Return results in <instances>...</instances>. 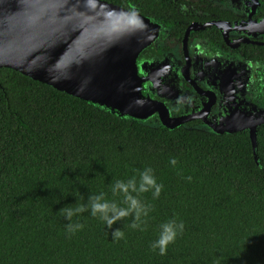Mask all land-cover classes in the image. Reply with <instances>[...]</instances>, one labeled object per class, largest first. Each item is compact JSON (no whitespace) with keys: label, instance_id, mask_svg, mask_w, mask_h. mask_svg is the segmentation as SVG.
<instances>
[{"label":"trees","instance_id":"obj_1","mask_svg":"<svg viewBox=\"0 0 264 264\" xmlns=\"http://www.w3.org/2000/svg\"><path fill=\"white\" fill-rule=\"evenodd\" d=\"M99 1L164 24L176 37L195 20L181 9L195 5L189 0ZM259 2L256 17L264 18ZM204 4L203 18H236ZM243 52L264 63V45L246 44ZM144 56L137 62L153 58ZM153 116H122L0 66V264H264V123L253 143L247 129L216 132L194 120L169 128ZM145 168L163 190L157 199L141 197L153 206L144 231L128 227L131 217L109 229L90 212L73 217L82 230L67 231L59 211L76 204V194L84 204L101 192L111 200L115 180ZM173 219L184 230L162 256L151 244ZM116 228L124 239L113 240Z\"/></svg>","mask_w":264,"mask_h":264},{"label":"water","instance_id":"obj_2","mask_svg":"<svg viewBox=\"0 0 264 264\" xmlns=\"http://www.w3.org/2000/svg\"><path fill=\"white\" fill-rule=\"evenodd\" d=\"M149 27L138 14L99 0H0V66L122 116L143 120L156 114L173 128L192 117L169 116L160 100L148 96L157 94L160 76L157 61L137 62L153 36ZM145 64L152 68L148 74ZM261 123L264 118L242 117L236 125L212 130L247 129L254 143Z\"/></svg>","mask_w":264,"mask_h":264},{"label":"flooded vegetation","instance_id":"obj_3","mask_svg":"<svg viewBox=\"0 0 264 264\" xmlns=\"http://www.w3.org/2000/svg\"><path fill=\"white\" fill-rule=\"evenodd\" d=\"M189 1L195 5L183 3L184 8L181 9L192 13L195 20L184 26L181 37L174 36V32L168 31L164 24H159L151 18H144L148 21L153 36L148 37L150 43L142 50L145 55L142 60L153 57L152 60L158 62L160 76L164 77V80L161 79V83H157V95L160 102L168 108L169 114L176 117L184 111V105L189 104L191 109L186 114L192 118L184 122L183 126L194 120L196 122L194 126L207 128L202 119L215 114L218 105L225 103L223 99H231L235 103L244 99L255 106L264 103V63L250 60L243 52L246 44L264 45V33L249 35L247 26H236L248 19L260 23L264 18L256 17L260 14V0L248 16L243 7L244 3L240 1L239 6H233L228 0ZM204 2L217 6L220 11L228 10L236 18L231 21L203 18L204 15L201 13L204 10L201 7L205 6ZM211 28L214 29L211 32L213 39L206 35L208 34L206 30ZM227 64H231L233 68L243 67L246 70L241 80V89L236 91L233 97L221 86V73L227 68ZM144 66L147 72L150 69L147 68L149 65ZM198 71H202L203 75L198 76ZM174 80L178 92L173 94L165 87L158 88L164 84L169 86ZM216 89L227 94L216 95L214 93ZM144 93L145 95L149 93V87L146 86ZM233 110H237L235 105ZM225 114L231 115L228 112Z\"/></svg>","mask_w":264,"mask_h":264},{"label":"clouds","instance_id":"obj_4","mask_svg":"<svg viewBox=\"0 0 264 264\" xmlns=\"http://www.w3.org/2000/svg\"><path fill=\"white\" fill-rule=\"evenodd\" d=\"M177 161L171 160V164L175 165ZM191 180V177H188ZM163 190V184L158 183L152 168H145L127 180H115L110 187L113 199L109 200L107 194L101 192L99 194L89 195L87 203H80V195L76 204H70L60 209L59 213L64 219L69 221L66 225L67 231L74 234L76 231L82 230L84 225L80 223H72L73 217L90 212V215L102 221L107 228L112 229L115 224L131 217L132 222L128 227L131 229L145 230L147 217L153 210V206L146 203L141 197L145 193H152L153 199L159 198ZM120 197L119 200L115 199ZM184 230L183 222L177 223L175 219L169 220L160 225V233L158 238L151 244L153 252L158 250L160 255H167L169 245L174 244L178 235ZM114 241L125 238V233L121 228L112 231Z\"/></svg>","mask_w":264,"mask_h":264},{"label":"rangeland","instance_id":"obj_5","mask_svg":"<svg viewBox=\"0 0 264 264\" xmlns=\"http://www.w3.org/2000/svg\"><path fill=\"white\" fill-rule=\"evenodd\" d=\"M228 1L231 2L233 6H239L238 4L239 1L243 2L244 3L243 7L246 9V15L248 16L250 14V11L254 7H256L258 0H228ZM241 25H245L248 27L249 30L247 32L249 33V35H256L257 32L264 33V21L257 23L254 20L248 19L246 21L241 22L240 24H237L236 26H241ZM226 67L227 68H225V70L221 73V80H222L221 86L224 90L228 91L231 94V97H233V94L236 91H240L241 89V83H242L241 80H243V77L246 74V70L243 69V67L233 68L231 67V64H227ZM151 70L152 68L147 71V74L150 73ZM155 70H157V72H160L158 66L155 67ZM202 75H203V72L198 71V76H202ZM161 79L163 81L164 77L158 76L156 83H161ZM174 85H175V80L173 81V83H170L169 86L164 84L162 86H159L158 88L165 87L166 89L173 92L174 94L178 92V89H176ZM214 93L216 95L221 94V93L227 94V92L221 91L218 89H216ZM222 101H224L225 103L223 104L220 103L218 105L217 111L215 112V114L211 116H206L204 119H202L206 127L212 128V126L213 127L214 126H227V125L233 126V125L238 124L239 121L242 119V117L247 118V122L251 121L254 117L264 118V108H259L260 106H264V103H261V104L258 103V105L255 106L252 103L245 102L244 99H242V101H240L239 103L232 102L231 99H223ZM190 103L193 104L191 101ZM234 105H235V108L237 109L235 111L233 110ZM166 109L168 108L166 107ZM190 109H191V106L189 104H185L184 111L181 112L180 114H177L176 117L186 115V113L190 112ZM254 110H262V111L261 113L257 114ZM225 112L226 113L228 112L231 115H226ZM169 116H173V114H169ZM156 117H157L156 120L159 123H161L159 116L156 115ZM148 118L143 119V120H147ZM259 121L261 120L258 119L254 121V124Z\"/></svg>","mask_w":264,"mask_h":264}]
</instances>
